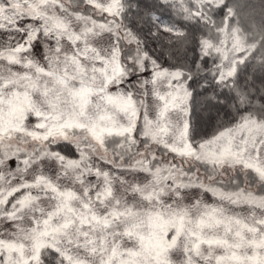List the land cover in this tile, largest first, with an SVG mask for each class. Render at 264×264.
Instances as JSON below:
<instances>
[{"label": "snow or ice", "instance_id": "1", "mask_svg": "<svg viewBox=\"0 0 264 264\" xmlns=\"http://www.w3.org/2000/svg\"><path fill=\"white\" fill-rule=\"evenodd\" d=\"M0 264H264V9L0 0Z\"/></svg>", "mask_w": 264, "mask_h": 264}, {"label": "trees", "instance_id": "2", "mask_svg": "<svg viewBox=\"0 0 264 264\" xmlns=\"http://www.w3.org/2000/svg\"><path fill=\"white\" fill-rule=\"evenodd\" d=\"M248 5V11L251 12L256 19H259L262 9H264V0H245Z\"/></svg>", "mask_w": 264, "mask_h": 264}, {"label": "rangeland", "instance_id": "3", "mask_svg": "<svg viewBox=\"0 0 264 264\" xmlns=\"http://www.w3.org/2000/svg\"><path fill=\"white\" fill-rule=\"evenodd\" d=\"M205 199H207L209 202H211L212 197L210 196V194H208V195L205 196Z\"/></svg>", "mask_w": 264, "mask_h": 264}]
</instances>
